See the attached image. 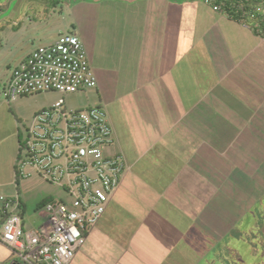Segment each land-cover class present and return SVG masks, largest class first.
I'll return each mask as SVG.
<instances>
[{
    "label": "crops",
    "instance_id": "1",
    "mask_svg": "<svg viewBox=\"0 0 264 264\" xmlns=\"http://www.w3.org/2000/svg\"><path fill=\"white\" fill-rule=\"evenodd\" d=\"M6 6L0 52L3 38L27 49L19 63L35 43L78 33L127 163L69 264H195L216 248L221 204L230 221L235 203L264 197V21L200 0H77L68 20L57 2L42 19L38 6ZM22 120L0 101V185L15 182ZM238 205L236 219L252 214ZM16 263L0 241V264Z\"/></svg>",
    "mask_w": 264,
    "mask_h": 264
},
{
    "label": "built area",
    "instance_id": "2",
    "mask_svg": "<svg viewBox=\"0 0 264 264\" xmlns=\"http://www.w3.org/2000/svg\"><path fill=\"white\" fill-rule=\"evenodd\" d=\"M204 2L241 21H255V15L264 21L262 6L252 11L238 0ZM96 86L97 76L82 39L76 33H66L38 45L14 67L5 97L10 102L40 92L68 94ZM114 140V129L102 104L68 108L61 96L28 120L26 137L19 139L15 183L18 177L38 174L60 186L68 198L44 203L40 207L43 221L26 231L18 190L10 196L0 190V241L11 249L17 263H70L126 173L123 153L105 150Z\"/></svg>",
    "mask_w": 264,
    "mask_h": 264
},
{
    "label": "rangeland",
    "instance_id": "3",
    "mask_svg": "<svg viewBox=\"0 0 264 264\" xmlns=\"http://www.w3.org/2000/svg\"><path fill=\"white\" fill-rule=\"evenodd\" d=\"M75 1L77 0H0V28L6 26L10 21L9 17L7 15L4 16V13H2V10L7 8L6 5L14 6V4H16V11L17 8H22L21 5H26L29 8V12L33 11L30 8L34 9L35 6H38L39 9L37 10V15L42 19L54 8V2H57L59 8L61 5L64 6L62 17L63 19L68 20L69 15L66 12L65 7H67L69 2ZM200 1L204 2V0ZM238 1H240L238 3L245 5L252 11H254L257 6H262L264 8V0ZM257 17L260 16L255 15L254 20L260 21ZM61 19L62 18L58 19L56 23H59ZM65 20H63V24ZM69 27L71 28V25ZM66 33L78 34L72 29H65L62 32V34ZM43 43L46 42L35 44L38 46ZM18 49L10 50L9 42L3 38V47L0 52V101L7 100L5 97V90L10 70H13L14 67L19 64L21 58L26 56L27 52H29L25 49L21 51V53L16 54ZM61 96L65 98L68 108L86 107L98 103L105 107V104L100 101V92L97 87L68 94H62L59 92H40L26 96H19L15 100L10 101V107L23 119L20 122V135L22 139L26 137V126L32 113L36 110L52 105ZM105 109L107 110L106 107ZM115 149L114 145H112L111 147H106L105 150L111 153L114 152ZM249 189H252V187H249ZM0 190L8 196L18 190L23 204L26 205V210L22 213L24 228L26 231L32 229L34 224H39L44 219H41V216L36 212V209H39L37 206L40 201L46 197H51L53 200L68 198L67 194L60 186L48 182L38 174H33L26 178L18 177L17 183L12 181L10 184H1ZM246 198L248 201H240L241 203L234 204L235 209L231 213L233 218L231 217L230 221L226 218V205L222 206L221 204V206H217V221L220 228L218 229L219 232L216 248L215 246L212 247L211 252L209 249L203 248L202 259H197L195 264H264V218H260L259 216V213L261 212H263L261 216L264 214V197ZM253 198H257V200L252 201ZM259 198L261 199L258 200ZM249 201L250 203H248ZM238 204H240V206L251 205L250 208L253 209L251 210L252 214L249 212L250 219L249 216L245 218L242 217L243 219H236L238 217V211L236 210L239 206ZM226 222L232 223V228H230L229 231H226L225 228H221ZM223 230H225V232Z\"/></svg>",
    "mask_w": 264,
    "mask_h": 264
},
{
    "label": "trees",
    "instance_id": "4",
    "mask_svg": "<svg viewBox=\"0 0 264 264\" xmlns=\"http://www.w3.org/2000/svg\"><path fill=\"white\" fill-rule=\"evenodd\" d=\"M19 138L21 139V135L19 134ZM52 200V198L51 197H46V198H44L40 203H39V205H38V207H41L44 203H46V202H49V201H51ZM24 212V204H23V210H22V213Z\"/></svg>",
    "mask_w": 264,
    "mask_h": 264
},
{
    "label": "water",
    "instance_id": "5",
    "mask_svg": "<svg viewBox=\"0 0 264 264\" xmlns=\"http://www.w3.org/2000/svg\"><path fill=\"white\" fill-rule=\"evenodd\" d=\"M16 264H19V263H16Z\"/></svg>",
    "mask_w": 264,
    "mask_h": 264
}]
</instances>
